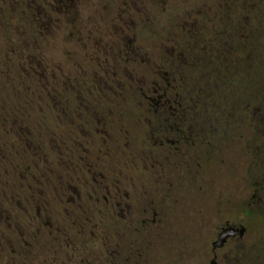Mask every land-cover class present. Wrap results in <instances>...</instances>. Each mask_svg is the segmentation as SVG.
Here are the masks:
<instances>
[{"label":"flooded vegetation","instance_id":"1","mask_svg":"<svg viewBox=\"0 0 264 264\" xmlns=\"http://www.w3.org/2000/svg\"><path fill=\"white\" fill-rule=\"evenodd\" d=\"M78 2L0 0V19L10 21L7 10L14 8L20 11L16 25L42 37L68 21ZM137 28L130 22L120 32ZM37 40L8 43L0 51V264H92L80 257L85 256L80 248L85 253L102 230L105 235L97 240L104 246L102 264H142L143 237L158 230V216L171 208L176 178L201 168L197 153L209 152L204 143L211 144V136L222 130L211 131L206 117L195 121L200 104H193L187 84H175L178 72L171 61L163 76L153 62L156 77L148 88L133 73L124 77L139 65L137 49L125 43L115 40L81 52L82 39L72 34V61L69 56L54 66ZM217 106L222 116L221 100ZM144 123L141 147L123 142L129 128ZM251 208L250 202L244 213L249 216ZM226 229L243 234L214 247ZM213 231L209 264H217L216 253L228 245L235 250L246 228L234 218Z\"/></svg>","mask_w":264,"mask_h":264},{"label":"rangeland","instance_id":"2","mask_svg":"<svg viewBox=\"0 0 264 264\" xmlns=\"http://www.w3.org/2000/svg\"><path fill=\"white\" fill-rule=\"evenodd\" d=\"M214 1L217 0H79L77 7L70 9L68 21L59 22L56 30L49 29L47 34L45 30L42 37L38 35L39 32L34 29L32 31L28 26L16 25L20 11H14V8L12 11L7 10L11 14L10 21L5 16L0 19V51L8 43L17 46L23 42L33 43L34 39H38V50L50 56L54 66H60L69 56V59H72L76 49L72 41L68 42L72 39V34L74 38L82 39L77 46L81 52H86L89 47L91 50L94 45H111L115 40L125 43L127 47L137 49L139 65L130 66L124 77L129 78L130 73H133L145 83H149V88L150 82L156 77L154 63L161 67L162 76L164 72L169 71L161 66L165 61H171L175 70L179 71L178 74L184 76L186 69L182 71L178 62L168 59V55L176 45L177 35L187 30L190 21L193 23L190 18L191 11L199 9L202 4L207 7L202 10L205 40L215 38V43L219 44L218 39H223L220 46L222 50L214 48L211 52L214 55L232 56L227 63L228 67H232V74L226 82L221 81L223 76L220 75L219 64L225 58L218 56L217 67L210 61L208 52L203 53L197 72L190 70L185 74L187 77L190 74L192 81L202 79V82L208 83L207 87H202L199 98V90L195 85L187 84L193 93H198L192 96L193 104H200L193 111V118L196 121L197 116L206 117L211 131H222L214 134L215 136L210 135L211 144L208 143L209 139L204 143L203 147H207L209 152L199 150L197 153L201 168L193 171L190 177L183 171L182 176L176 178L171 208L168 207L163 215L158 216V230L150 229L143 237L145 261L142 264H209L213 257L210 251V243L215 239L213 229L234 218L246 228V233L234 246L235 250H229L228 245L216 253L217 264H264L263 20L257 19L258 24L252 25L256 34L253 37L251 29L250 37H246L249 48L246 49L235 41L242 34L247 35L248 30L245 34L242 33L237 19L227 24L221 23V20L219 22L217 12L208 9L209 3ZM235 1L234 6L238 8L241 5L240 0ZM254 4L256 5L257 1ZM38 5L41 7L39 2ZM251 16L253 17L254 13L251 12ZM244 20L247 24L251 23V20ZM130 22L138 27L136 31L121 34L120 30ZM79 31L81 35L77 36ZM88 36L91 38L88 39ZM63 54L64 59L61 58ZM68 66L71 64L68 63ZM165 78L170 79L168 75ZM210 80L214 82L213 85L209 84ZM179 83L177 76L175 84ZM221 86L224 91H221ZM219 100L225 108L222 116L216 113ZM212 102L215 104H211ZM244 107L249 109L248 114ZM236 118L238 121L235 122ZM210 119L216 120L212 126ZM142 125L141 128H129L127 138L123 142H127L131 147H141L144 138L142 130H146L144 126L147 124ZM213 146H217V149ZM214 152L215 154H212ZM205 160L207 164L204 167ZM250 202L252 208L248 216L244 210ZM96 234L92 238L95 241L92 240V243L87 245L88 249L85 247V253L80 248L85 255L80 257L91 259L92 264H102L98 257L101 258L102 255L103 258L104 246L97 240L103 239L105 233L102 230ZM125 241L130 240L126 238ZM38 263L34 261L32 264ZM49 264L64 263L58 260Z\"/></svg>","mask_w":264,"mask_h":264},{"label":"trees","instance_id":"3","mask_svg":"<svg viewBox=\"0 0 264 264\" xmlns=\"http://www.w3.org/2000/svg\"><path fill=\"white\" fill-rule=\"evenodd\" d=\"M255 1H257L256 5L254 4ZM235 2H236L235 0L234 1L232 0H219L218 1L217 0V1L209 3L208 9L209 10L212 9L217 12L218 21L220 22L221 20V23L227 24L237 19L236 22L237 24H239V28L242 31V33L245 34L247 30L249 33L245 36H243L242 34L235 41V43L237 44L240 43L242 46H245L246 49H249L246 37L248 38L250 37L251 29L253 31V37H254V34H256V32H254L252 25L256 26L258 24L256 20L260 19V20H263L261 23V26H264V0H240L241 5L238 8L234 6ZM202 5L203 6H200L199 9L197 10L194 9L193 11H191L190 18L193 20V23H191L190 21V26L187 28V30L185 32H180L177 35L178 37L176 39L177 40L176 45L173 46L174 56L168 55V59L176 60L178 64L180 65V67H182L181 68L182 71L183 69L184 70L186 69V72L190 70L192 72H197L198 68H200V62L203 57V53L205 52L209 53L208 55H209L210 61L215 66H217L216 63L219 61V57L222 56V58L224 57L225 59L221 60V63L219 64V67L221 69L220 75L223 76L221 81L226 82L232 74L231 72L232 67L230 68L227 65L228 61L231 59L232 56L228 54L214 55L211 52L214 50V48H216L217 50H220V49L222 50L220 46L222 44L223 39L221 38L218 39L219 44L215 43V38L205 40L203 32L206 33V30L204 28V17H203L202 10H205L207 7L204 4ZM251 12L254 13L253 17L251 16ZM244 19L251 20V23L247 24ZM179 45H181V47H179ZM165 60H167V58H165ZM232 61L233 60H231V62ZM161 65H164L166 66V68H168L169 63L165 61ZM178 73L176 74V77L178 76L182 86L184 85V83L195 85V87L199 90V94L195 92L193 95L195 96L196 94H198L197 98H199L201 96L200 92L202 90V87H205L206 85H208V83L205 84L204 82H202V79H196L197 81L195 80L192 81V79L190 78V74H189V77H187L185 73H184V76H182L181 74L180 76ZM212 82L213 81L210 80L209 84L213 85ZM222 89L223 87L221 86V91H224ZM211 104L214 105L215 103L212 102Z\"/></svg>","mask_w":264,"mask_h":264},{"label":"water","instance_id":"4","mask_svg":"<svg viewBox=\"0 0 264 264\" xmlns=\"http://www.w3.org/2000/svg\"><path fill=\"white\" fill-rule=\"evenodd\" d=\"M237 234L238 236H242L243 229L240 230H232V229H226L221 234H219L217 241L213 244L214 247H221L226 239L230 236H233Z\"/></svg>","mask_w":264,"mask_h":264}]
</instances>
